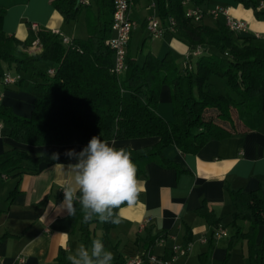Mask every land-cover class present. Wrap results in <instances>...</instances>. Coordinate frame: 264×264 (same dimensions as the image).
<instances>
[{
  "label": "trees",
  "instance_id": "trees-1",
  "mask_svg": "<svg viewBox=\"0 0 264 264\" xmlns=\"http://www.w3.org/2000/svg\"><path fill=\"white\" fill-rule=\"evenodd\" d=\"M79 1L50 0L65 23L76 22L84 10L88 12L87 38L71 39L69 45L62 43V34L44 29L32 33L25 41L7 35L1 26L4 11L0 9V78L13 69L17 80L12 85L26 89L34 98L27 118L0 104V122L9 138L33 147L87 145L93 136L108 142L157 138L158 142L151 146L123 147L130 151L140 173L150 161L172 168L162 154L168 146L196 154L211 140L264 127V47L256 43V37L233 33L217 22L213 25L202 20L194 22L185 16L184 0H154L165 27L169 19L174 21L170 33L187 45L190 53L200 48L201 54L192 56L193 62L185 61L182 68L177 67L169 54L157 59L148 53L138 63L129 55V39L126 70L117 77L111 72L112 52L106 44L112 36V0H94V11L89 0H84L86 4ZM227 1L252 9L256 17L264 14V10L256 9L260 0ZM188 2L200 8L209 0ZM35 39L40 51L29 54L26 49ZM42 61L54 63L53 74L39 67ZM214 80L224 84L230 93L220 91ZM165 85L171 88L170 122L156 112L159 91ZM40 162V158L11 149L0 155V174H12L14 178L37 174ZM15 193L16 190L12 195ZM230 199L233 205L230 225L243 221L247 230L241 232L237 227L230 238L229 250L236 239H243L249 264H264V239L256 241L259 229L264 228L261 192H230ZM46 200L47 196L40 204ZM75 207V215L68 218L79 232L80 243L90 247V227L97 219L85 222L78 202ZM202 214L210 225L226 227L206 209ZM101 224L104 235L115 225ZM165 236L148 242L141 255L144 264L156 242ZM57 260L59 264H70L61 252Z\"/></svg>",
  "mask_w": 264,
  "mask_h": 264
},
{
  "label": "crops",
  "instance_id": "crops-1",
  "mask_svg": "<svg viewBox=\"0 0 264 264\" xmlns=\"http://www.w3.org/2000/svg\"><path fill=\"white\" fill-rule=\"evenodd\" d=\"M217 5L227 7L232 18L245 21L248 25L245 35L255 37L258 34L256 43L264 47V14L256 17L252 9L227 0H209L200 8L207 12ZM0 9L4 11L3 31L19 41H25L33 33L32 25L37 30L58 32L69 39L87 38L86 10L82 18L86 30V38H83L78 34L77 25L72 27L69 35L65 33L66 23L50 0H0ZM129 17L136 23L129 42L132 58L142 63L148 53L157 59L169 54L175 63L178 60V63L185 64L190 57L187 45L170 32L157 39L150 38L147 33L148 17L156 18L165 27V22L158 17L154 0L132 1ZM202 21L207 25L214 22L225 25L223 16L217 21L204 16ZM138 31L143 36H140L136 48L131 49L130 43ZM54 69L49 67L47 71ZM6 74L16 75L10 71ZM0 104L27 118L33 109L34 98L26 89L6 84L0 78ZM170 107L171 88L165 85L159 91L156 112L166 122L172 120ZM157 142V138H141L115 141L114 146L137 149ZM86 146L33 147L19 144L8 137L6 127L0 122V155L17 149L41 159L37 174H22L18 178L12 174H0V264H59V252L66 258L81 245L77 228L73 227L67 211L60 205L64 200L62 187L71 179L66 172L67 165L77 162L65 153L71 149L78 153ZM55 153L59 154L58 159L52 158ZM162 154L173 167L164 168L156 161L148 162L143 171L137 173L142 185L138 203L118 209L120 223L105 235L101 222L95 217L97 222L90 227L91 241L101 239L106 250L113 253V260L122 262L127 258L140 257L150 240L166 234L163 242L155 244L150 254L170 259L173 246L190 243L188 253L178 256L176 264H202L203 261L205 264H222L224 261L230 264L234 250L238 248L240 264H249L245 240L236 239L230 250L228 248L237 227L241 232L247 230L243 221H236V226L230 225L233 212L230 192L259 190L264 199V127L222 140H211L196 154L182 153L175 146L164 148ZM15 190L17 193L12 195ZM46 196L47 200L40 204ZM205 209L226 226L223 228L226 237L213 239V233L219 226L208 223L202 214ZM227 228H232V234ZM203 239L205 243L201 242ZM262 239L264 228L259 229L256 241Z\"/></svg>",
  "mask_w": 264,
  "mask_h": 264
},
{
  "label": "clouds",
  "instance_id": "clouds-1",
  "mask_svg": "<svg viewBox=\"0 0 264 264\" xmlns=\"http://www.w3.org/2000/svg\"><path fill=\"white\" fill-rule=\"evenodd\" d=\"M114 145L115 141L110 144L93 136L80 152L71 149L65 153L77 161L67 165L66 172L71 179L62 187L64 200L60 207L69 216L75 215L78 202L85 222L97 217L100 222L119 224L115 210L125 204L132 207L138 203L142 185L137 178V166L128 149ZM58 156L55 153L52 158L58 159ZM62 167L64 169V165ZM66 259L70 264H112L114 256L106 250L102 240L96 238L90 248L81 244Z\"/></svg>",
  "mask_w": 264,
  "mask_h": 264
},
{
  "label": "built area",
  "instance_id": "built-area-1",
  "mask_svg": "<svg viewBox=\"0 0 264 264\" xmlns=\"http://www.w3.org/2000/svg\"><path fill=\"white\" fill-rule=\"evenodd\" d=\"M133 0H112L113 12H112V36L107 40L106 44L112 52V69L111 72L115 76H121L126 70V49L131 36L132 31L136 28V23L129 17V9ZM79 3L86 4L84 0H80ZM182 6L185 8V16L194 22H199L204 16L210 17L213 21H217L220 16L225 18V26L233 33L236 34H246L248 31V25L245 21L234 19L229 15L227 7L224 6H214L207 12L199 7H193L189 5L188 0L182 1ZM257 11L264 10V0H260L257 5ZM174 21L169 19L167 27H162L159 20L154 17H148L146 21V30L150 38L157 39L160 38L165 32L173 31ZM31 31L36 32V26H31ZM58 34V32H54ZM259 38V35H255ZM71 39L62 35V43L64 45H69ZM31 47H37L40 50V44L38 39L33 40ZM30 47V48H31ZM201 54V49L197 48L192 53L191 56L197 57ZM53 70H49L48 74H53ZM3 82L12 85L17 80V77H11L9 74H4ZM63 193V190H62ZM227 236L225 229L218 227L213 233V239L220 240ZM163 239H159L156 244H161ZM205 243V240H201ZM191 244L185 245H175L172 248V256L170 259H163L156 257L152 254H148L146 257V264H176V258L178 256H185ZM118 264H144L143 259L140 257L127 258Z\"/></svg>",
  "mask_w": 264,
  "mask_h": 264
},
{
  "label": "rangeland",
  "instance_id": "rangeland-1",
  "mask_svg": "<svg viewBox=\"0 0 264 264\" xmlns=\"http://www.w3.org/2000/svg\"><path fill=\"white\" fill-rule=\"evenodd\" d=\"M89 2L91 3V9H92V11H94V0H89ZM207 7L205 6L204 7V9H206ZM85 12H83L82 14H81V16H80V18L81 19H79V20H77L76 22H73V21H70V22H67L66 23V25H65V29H64V31H65V33L66 34H70V31H71V29H72V27H74L75 25H77V28L79 29V31H80V33H78V34H81V36L83 37V38H86V30H85V26H84V22H83V14H84ZM39 32V30H37L36 32H33V34L35 35V34H37ZM140 36H143V34L140 32V31H138V32H135L134 33V36H133V38H132V41H131V43H130V47H131V49H135L136 48V46H137V44L139 43V40H140ZM257 44L258 45H260L258 42H257ZM30 47H31V45H30ZM28 47L27 49H26V52L27 53H29V54H34V53H37L38 51H39V49H37V47ZM188 61H192L193 62V57L190 55V57L188 58ZM176 63H177V67L178 68H181V66H184V63H182V64H180V62L178 63V60L176 61ZM39 67L42 69V70H47L49 67H55V65H54V63H52V62H47V61H42V62H40L39 63ZM10 72H12V73H15L14 72V70L13 69H11V70H9ZM214 83L216 84V87L220 90V91H223V90H225V91H227L228 93H230V91L228 90V88H226L225 87V85L224 84H222V83H220L219 81H215L214 80ZM170 112H171V119H173V113H172V108L170 107ZM206 118H208V117H206ZM170 119V120H171ZM10 179H8V180H5L3 183H6V182H8ZM97 218V217H96ZM98 219V218H97ZM227 230H228V232H229V234H232V228H227ZM226 240H224L223 241V243L225 242ZM235 252V254H234V257L232 258L233 260H231V262H230V264H240V256H239V248L238 249H235L234 250Z\"/></svg>",
  "mask_w": 264,
  "mask_h": 264
}]
</instances>
